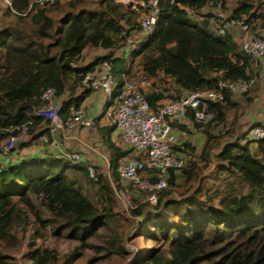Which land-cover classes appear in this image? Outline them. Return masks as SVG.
<instances>
[{
	"label": "trees",
	"instance_id": "obj_1",
	"mask_svg": "<svg viewBox=\"0 0 264 264\" xmlns=\"http://www.w3.org/2000/svg\"><path fill=\"white\" fill-rule=\"evenodd\" d=\"M11 1L14 12L7 9V13L17 18V24L0 30V129L29 125L40 131L35 137L40 139L47 130L43 120L34 116V109L43 106L42 93L56 90L66 119L92 94L79 92L84 77L105 61L112 62L118 77L117 93L121 90L127 67L115 72L122 62L114 59L115 53L140 32L142 10L115 0H69L65 4L56 0L51 6H34L27 13L34 0ZM211 1H160L155 29L134 53V66L149 81L170 82L163 93L144 92L153 112L166 99L177 101L187 93L216 90L220 81L253 78L248 73L249 57L229 35L220 37L210 30L211 16L202 11ZM234 1L228 16L252 25L251 31H255L257 21L264 17L258 12L261 0ZM225 5L223 0L224 11ZM56 14L59 17L53 16ZM191 14L200 19L193 21ZM87 48L108 53L80 66ZM222 108L221 104L211 105L214 120L219 119ZM190 120L193 122L192 117ZM193 123L198 129L204 127ZM95 126L110 151L111 178L120 188L117 169L132 150L122 151L113 142L114 126L101 128L97 121ZM247 135L242 137L243 145L234 142L223 146L212 165L213 138H208L196 164L194 149L186 143L180 146L183 164L170 177L171 183L179 182L177 173L187 179L185 194L178 198L167 190L157 205H151L142 203L143 195L132 194L134 202L141 200L133 210L142 222L135 235L153 243L151 251L140 257V264H264V157L260 156L264 154V140L253 142ZM9 136L3 134L0 140ZM252 144H257V152L251 150ZM88 165L46 156L0 168V264L13 262L2 249L18 248L20 235L24 237L32 223L31 215L39 226L37 235L50 227L53 237L79 244L64 264L70 257H81L82 250L95 253L88 264L119 253L122 241L114 230L119 220L115 188L96 167L98 180L92 181ZM211 166L212 171L203 174ZM71 172L93 182L94 201L71 178ZM44 213L50 219H44ZM28 258L33 264L59 263L57 251L49 248H34Z\"/></svg>",
	"mask_w": 264,
	"mask_h": 264
},
{
	"label": "built area",
	"instance_id": "obj_2",
	"mask_svg": "<svg viewBox=\"0 0 264 264\" xmlns=\"http://www.w3.org/2000/svg\"><path fill=\"white\" fill-rule=\"evenodd\" d=\"M2 1L7 9L13 11L11 0ZM122 1L142 4L139 30L148 37L158 23L161 0ZM170 1L172 4L175 3V0ZM55 3L56 0H34L27 13L34 6L43 8ZM209 8H211L214 32L217 36L229 35L236 28H240L245 33L251 30L252 25L227 16L223 9V0L211 1ZM240 50L249 58L256 59L264 67V36L255 34L246 36ZM134 53L129 59L126 72L122 74L123 86L118 93V80L114 74L113 64L109 61L103 62L94 73L84 77L81 90L92 93L103 92L107 96L110 104L107 118L119 132L122 144L136 154V157H129L119 164L117 172L121 188L116 192L117 195L130 201L132 194L138 193L143 195V203L157 205L161 194L176 186L177 183L170 182L171 173L178 172L183 164L179 151V131L175 124L192 117L196 124L208 126L215 121L211 111L212 104L223 103L227 96L247 94L255 87L256 80L251 78L236 82L220 81L216 90L184 94L179 100L163 104L156 112H153L143 91V86L148 79L142 76V83L139 84L132 81L128 74L135 59ZM40 100L43 106L34 109V116L43 120L42 125L47 130L40 138L41 145L58 151L61 157L74 163L83 162L78 153L60 151V140L78 129L93 128L94 121L82 108L73 109L64 119L62 101L55 89L45 90ZM31 130L33 129L29 125L0 129V137L3 134H10L5 140H0V156L10 158L16 152L18 143L23 138H28L27 134ZM15 133L17 135H14ZM247 138L253 142L264 140V127L251 128ZM0 168H2L1 165ZM88 172L90 178L96 182L98 177L95 167L88 165ZM136 207L132 206V209Z\"/></svg>",
	"mask_w": 264,
	"mask_h": 264
},
{
	"label": "crops",
	"instance_id": "obj_3",
	"mask_svg": "<svg viewBox=\"0 0 264 264\" xmlns=\"http://www.w3.org/2000/svg\"><path fill=\"white\" fill-rule=\"evenodd\" d=\"M261 2H262V6L258 10V12L259 14L264 16V0H261ZM122 3L126 7L133 8L137 11L143 10L142 4L140 3L134 4L125 1H122ZM234 7H235L234 0H226L225 13L227 14V16L230 15ZM202 12L203 14H209L210 16L212 15L211 8L205 9ZM257 23L258 24H256L255 31L249 30V32L245 33L241 31L240 28H236L229 33V36L231 37L232 41L234 42V44L237 45L239 49L246 36L252 34H256V35L258 34V36H264V17L259 19ZM210 30L211 31L214 30V23L212 17H210ZM134 34L136 35L137 38L141 39L140 41L137 42V45L139 46L147 39V36H144L140 32H135ZM132 49L133 47L127 48L126 50L122 49L121 54L122 52L125 51L124 54H122V57L115 55L114 59H120V61H124V59L127 56H129L131 52L133 54ZM107 53L108 52L103 49L87 48L83 54V59L80 62V66H86L94 59L105 56ZM248 65H249L248 73L250 74L251 77L255 78L256 80V85L254 87L255 91L254 92L252 91L248 95L246 94V95H237V96H227L223 101V103H220L223 108L220 110L221 115L219 119L211 123V124L215 123V124L226 125V128H227V123H229V125H231V128L236 129L234 131L230 130V133L226 134L227 136L230 137L231 140L228 142L225 141L226 143L221 145L220 146L221 148L226 144H232L234 142H239L241 145H243L244 140L242 139V137L247 133L248 130L251 129V127L253 126L264 127V67H262L260 63L253 58H248ZM149 84L150 83L144 85V90L146 94H150L152 92L163 93L165 90L169 89L166 87L164 89L162 88V86H165L164 83L163 84L153 83V87L151 88ZM149 88L151 90L150 92H148ZM104 97L107 96L103 92L92 93L85 100L82 106V109L86 111L87 116L90 119H92L94 122L97 121L100 127L102 128L104 126L102 119L104 117L107 118V111H108L107 110L105 113L103 112V114L100 113L101 111H99L100 103L102 102V99ZM108 107L110 108V104L107 105V108ZM97 111H99V114ZM178 125L182 127V129H179V127L176 126L179 131V147L181 146L180 148H182V145L186 143L193 149H196L194 150L195 156L193 157L194 164L198 162L199 156L202 154L208 138H213V140H215L214 144H212L213 146L212 150L218 145V140L222 138L216 135L213 136L214 132L212 127H210V125L198 129L190 119H186L183 122L179 123ZM39 132L40 131L37 129L33 136H28V138H23L18 144V149L10 158H5L3 156H0V165L1 166H8L9 164L16 165V164H20L21 162H27L35 159H43L46 156L61 157L58 151L52 150L48 147L41 145L40 139L35 138L39 134ZM111 137L113 142L122 151L130 150L127 146H125L119 141V132L117 130H115L112 133ZM60 141H61L60 151L81 154L83 162L98 168V170L102 174H103L102 170L104 171L107 170L109 174L111 173L110 151L106 147L104 140H101L98 134L92 132V129H87V128L78 129L68 134L66 138H61ZM38 143H40V145H38ZM257 147H258L257 144H252L250 146L253 153L258 151ZM221 148L219 149V151L221 150ZM260 156L264 157V154L263 155L260 154ZM129 157H136V154L133 153V151H131ZM129 157L127 159H129ZM127 159L122 160L121 162H124ZM176 178L178 181L182 180V182L186 180V178L183 177L180 173H177ZM134 194L140 195L138 193H134Z\"/></svg>",
	"mask_w": 264,
	"mask_h": 264
},
{
	"label": "rangeland",
	"instance_id": "obj_4",
	"mask_svg": "<svg viewBox=\"0 0 264 264\" xmlns=\"http://www.w3.org/2000/svg\"><path fill=\"white\" fill-rule=\"evenodd\" d=\"M68 1L69 0H61L62 4H65ZM90 1L96 2V0H90ZM115 1L122 2V0H115ZM90 7L92 9L96 8L95 5H91ZM50 8L51 7H48V9H50ZM56 15H53V16L55 18L59 17V14H56ZM191 19L193 21L199 20L198 17H196L192 14H191ZM16 24H17V18L15 16L9 15L7 13V8L4 4V2L2 0H0V30L5 26H11V25H16ZM140 33H142L144 36H146V34H144L143 32L140 31ZM140 40L141 39L137 38L135 34L132 35L130 40L127 41L126 45L123 48H121L120 50H118L115 54L117 56L122 57V54H124L125 51L122 52V54H121V50L122 49L126 50L127 48H130V47H133V49H132L133 53L136 52L139 49V45H137V42ZM131 56H132V52L129 54V56H127L124 59V61L119 62V64L116 66L117 68H116L115 72H118L120 70L125 69V67H127V64L129 63V59H131ZM136 61L137 60L134 59L133 64L131 66L132 69L130 72L131 73L130 76H131V79H133L132 81L138 82L139 84H141L142 83L141 82L142 76H145V75H143L141 73V71L137 67L134 66V63ZM115 77H117V76L115 75ZM147 83H150L149 84L150 88L153 87V83H154L153 81L149 82V80H148V82H145V84H147ZM165 84L166 85L162 86V88L163 89L165 87L169 88L167 86H168V84H170V82L167 81ZM150 88H149L148 92L151 91ZM81 91L82 90L80 89L79 92H81ZM143 91L145 92L144 86H143ZM252 91L254 92L255 88H252V90H250V92H248L247 95L250 94ZM171 101H172L171 99H167L162 104H167ZM107 105H109V100L107 99V97H104L102 99V102L100 103V109H99V111H101L100 113L103 114V112L105 113L107 110L108 111L110 110L109 107L107 108ZM99 111H97L98 114H99ZM102 120L104 123L103 128L113 127L111 122L108 121V119L106 117H104ZM220 125L221 124H215V123L210 125V127H212L213 132H214L213 136L216 135V136L222 137L220 140H218V145L213 149L212 155H210V158H209L210 165H212L214 163V161H212V160H213L214 156L218 153L219 149L221 148L220 146L231 140L230 137L227 136L226 134L230 133V130L231 131L236 130L235 128H231V125H229V123H227L228 129L226 128V125H221V126ZM224 129H227V130H224ZM35 131H36V129H33V130L29 131L27 135L33 136L35 134ZM92 132H95L96 134H98L100 136L101 140H103L102 135L99 133L97 126L92 128ZM248 132H249V130L247 131V134H248ZM213 136H211V137H213ZM119 141L121 142L120 138H119ZM214 142H215V140H212L213 144H214ZM38 145H40V143H38ZM17 148H18V145H17ZM194 150H196V149H194ZM197 151H198V149H197ZM197 151H196V153H197ZM184 161L186 162L188 160L184 159ZM212 169H213V166H211V168L207 169L206 172H204L203 174H206V175L209 174L212 171ZM102 172L108 178V180L110 181L113 188H115V196H116L117 205H118L117 212L119 214V220L114 224V227H115L114 230H115V233H117L119 238L121 239L122 245L121 246L119 245L121 247L119 250V253L112 254V255L110 254L109 256L106 255V257H104L103 259H99V261L96 264H140V260H139L140 257L143 256L145 253H148V251H151V249L153 248L152 242L147 241V240L143 239L142 237L137 238L135 235L142 222H141V219H138L134 216L132 206H136L138 203L141 204V200L139 199L137 202L136 201L134 202L133 199L135 197H133V195H132L131 200L129 201L127 198L124 199L119 194L117 195L116 192L121 187L120 188L117 187V184L111 178V174H109V172L107 170L106 171L102 170ZM105 172H106V174H105ZM70 176L73 180H77L79 182V184L83 186L86 195L92 201H94L92 198L93 194H94L93 182H92L93 180L90 181L89 177H85L81 174H76L73 172L70 173ZM186 181H187V179L183 182L181 180L176 184L175 187L169 189V191L171 193L173 192L171 194L172 197L178 198L180 194H185L184 190H183V185L186 184L185 183ZM142 203H143V199H142ZM43 216H44V219H50V216L48 214L44 213ZM29 218H30V221L32 223L29 226L28 230L26 231L25 236L23 237L20 235V237H22V239L20 241L18 248L15 250L2 249V252L8 254L10 257L13 258V262L11 264H33L28 258L29 252L32 251L34 248H39V247L56 250L57 254H58V258H59L58 264H64V261L68 258L66 256L70 252H73L75 250V248L78 247L79 244L77 242H74V241H71L68 239H58L56 237H53V235L51 234L50 227L46 231L42 230L41 233L37 235L35 230L39 226H36V219L32 215ZM105 235L110 237L112 235V233H106ZM31 237L33 239H31ZM97 244L103 245L104 242H97ZM94 254L95 253L90 249L82 250V251H80L81 257H79V256L77 258L75 256L70 257L68 259L67 264H88L89 260L94 256ZM101 256H105V253L101 254Z\"/></svg>",
	"mask_w": 264,
	"mask_h": 264
},
{
	"label": "clouds",
	"instance_id": "obj_5",
	"mask_svg": "<svg viewBox=\"0 0 264 264\" xmlns=\"http://www.w3.org/2000/svg\"><path fill=\"white\" fill-rule=\"evenodd\" d=\"M122 3V2H121Z\"/></svg>",
	"mask_w": 264,
	"mask_h": 264
}]
</instances>
